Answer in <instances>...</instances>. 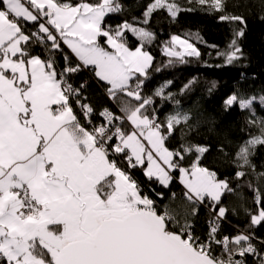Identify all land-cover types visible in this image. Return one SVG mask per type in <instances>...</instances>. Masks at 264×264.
I'll list each match as a JSON object with an SVG mask.
<instances>
[{
  "label": "snow or ice",
  "instance_id": "obj_1",
  "mask_svg": "<svg viewBox=\"0 0 264 264\" xmlns=\"http://www.w3.org/2000/svg\"><path fill=\"white\" fill-rule=\"evenodd\" d=\"M187 4L149 0L142 18L113 27L106 18L123 11L120 0H0V264H247L248 255L264 264L253 233L219 234L229 211L222 196L234 190L227 177L218 178L201 164L210 146L183 140L177 148L168 146L189 119L178 110L160 119L157 99H174L167 91L171 81L152 95L143 94L154 60L147 45L155 33L148 25L159 10L172 19L199 10L235 24L226 51L218 54L227 64L243 57L238 43L247 27L243 15L230 13L227 0ZM259 19L264 22V14ZM29 24L36 30L30 31ZM128 33L138 40L135 48L128 45ZM172 40L183 51L171 46L166 51L179 62L185 55L200 56L188 40ZM33 43L49 46L48 57L36 54ZM52 52L61 54L62 65ZM89 68L105 82L111 108L97 112L86 102L85 85L74 86L73 77ZM258 99L264 106V95L233 92L224 107L254 117ZM248 124L258 134H247L236 145L235 177L254 174L264 180V171L257 173L253 163L257 146L264 147V118ZM186 156L194 157L190 167L183 166ZM119 157L129 169L144 167L149 179L165 187L171 172L179 171L191 211L178 217L167 207L160 209L120 166ZM247 187L258 205L251 225H261L264 189L251 182ZM206 201L212 202L215 217L201 238L191 217Z\"/></svg>",
  "mask_w": 264,
  "mask_h": 264
},
{
  "label": "trees",
  "instance_id": "obj_2",
  "mask_svg": "<svg viewBox=\"0 0 264 264\" xmlns=\"http://www.w3.org/2000/svg\"><path fill=\"white\" fill-rule=\"evenodd\" d=\"M79 2V0H72ZM123 11L112 14L106 18L107 23L115 27L124 20L133 22L134 18H142V13L149 0H120ZM182 6H189L187 0H178ZM227 10L230 13L243 15L247 20L244 37L238 40L243 52V57L232 64L225 62V57L218 53H224L232 39V30L235 24L220 22L214 14L202 11H182L175 19H172L164 10L155 12L149 22V29L155 33V39L147 45V50L154 57L152 68L149 69V78L145 80L144 95H152L154 90L166 81H171L167 89L174 99H157L156 108L160 119L166 115L180 111L187 114L189 119L182 125L179 131L169 138L170 148L179 147L183 141L194 144H207L210 151L205 154L201 164L217 173L218 178L227 177L233 192H225L222 196V205L229 209L226 219L221 222L220 236L234 237L237 233H253L256 239L253 241L259 251L264 253V223L251 225V215L257 211L254 193L247 187L251 182L254 187L264 189V180L256 179L255 175H249L244 179H236L235 167L232 163V154L241 139H246L247 134H258V128L248 124L249 119L259 120L264 118V106L259 104V99L254 105L255 116L247 110L233 107L225 110L224 101L233 92L253 95L259 98L264 95V22L259 17L264 14V0H227ZM28 29L35 31L32 24ZM179 36L199 50L200 56L185 55V62L181 63L177 58L166 53L169 46L172 47V37ZM128 45L135 48L138 40L127 34ZM103 44V38L101 39ZM50 45V42H49ZM107 47V45H105ZM215 46V47H213ZM36 54L47 58L49 46H37L33 43ZM61 48L72 59L75 57L62 44ZM51 55L58 65L64 63L59 52ZM171 61V63H169ZM159 69V71H156ZM74 86L84 84L83 95L86 102L92 105L97 112L104 108H111L105 82L100 81L91 68L86 69L73 77ZM78 117L83 119L80 109L73 105ZM99 117L94 122H98ZM127 127V126H126ZM223 147V151L220 148ZM193 156H186L184 167H190ZM118 163L128 170L134 178L143 194L153 199L160 209L167 207L177 216H183L190 212L192 205L185 199V189L178 181L179 171H172L173 179L167 187L159 184L145 175V168L137 166L128 168L127 163L119 157ZM256 172L264 171V147L257 146L253 158ZM239 186V187H238ZM160 195H157V194ZM195 216L191 217L195 235L204 238L208 232V222L214 219L212 202L197 206ZM216 254L221 249L214 246ZM247 264H259V258L248 255Z\"/></svg>",
  "mask_w": 264,
  "mask_h": 264
},
{
  "label": "rangeland",
  "instance_id": "obj_3",
  "mask_svg": "<svg viewBox=\"0 0 264 264\" xmlns=\"http://www.w3.org/2000/svg\"><path fill=\"white\" fill-rule=\"evenodd\" d=\"M180 39L181 40H185V39H183V38H181L180 37ZM64 45V44H63ZM66 48H67V46L66 45H64ZM172 48H173V50H175V51H183V47H182V45L179 43V42H174L173 40H172ZM68 49V48H67ZM166 53H167V51H166ZM179 183H180V185L186 190V188H185V186L183 185V183L181 182V179H180V175H179Z\"/></svg>",
  "mask_w": 264,
  "mask_h": 264
},
{
  "label": "crops",
  "instance_id": "obj_4",
  "mask_svg": "<svg viewBox=\"0 0 264 264\" xmlns=\"http://www.w3.org/2000/svg\"><path fill=\"white\" fill-rule=\"evenodd\" d=\"M68 48V47H67ZM68 50L70 51V53H71V50L68 48ZM72 54V53H71ZM73 56H74V54H72ZM145 167H146V165H145ZM179 175H180V173H178V181H180L179 180ZM155 179V178H154ZM160 184V183H159Z\"/></svg>",
  "mask_w": 264,
  "mask_h": 264
},
{
  "label": "built area",
  "instance_id": "obj_5",
  "mask_svg": "<svg viewBox=\"0 0 264 264\" xmlns=\"http://www.w3.org/2000/svg\"><path fill=\"white\" fill-rule=\"evenodd\" d=\"M171 175H172V172H171ZM214 217H215V215H214ZM220 225H221V223H220ZM220 229V228H219ZM195 234V233H194Z\"/></svg>",
  "mask_w": 264,
  "mask_h": 264
}]
</instances>
